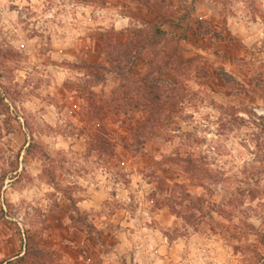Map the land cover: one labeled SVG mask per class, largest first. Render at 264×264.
Returning a JSON list of instances; mask_svg holds the SVG:
<instances>
[{
  "label": "rangeland",
  "instance_id": "obj_1",
  "mask_svg": "<svg viewBox=\"0 0 264 264\" xmlns=\"http://www.w3.org/2000/svg\"><path fill=\"white\" fill-rule=\"evenodd\" d=\"M261 111L264 0H0V264H264Z\"/></svg>",
  "mask_w": 264,
  "mask_h": 264
},
{
  "label": "crops",
  "instance_id": "obj_2",
  "mask_svg": "<svg viewBox=\"0 0 264 264\" xmlns=\"http://www.w3.org/2000/svg\"><path fill=\"white\" fill-rule=\"evenodd\" d=\"M120 24L119 28L117 26H115V29H124V22L123 19L116 21V25ZM97 61V60H96ZM99 86V85H98ZM92 88H96V86H93ZM105 88V87H103ZM96 90V89H95ZM104 91V89H103ZM105 94L107 92H104ZM107 94H112L111 89L109 90V92ZM171 173H173V177L174 179H170L167 178V181H176V179H179L177 177H179L178 173H176L175 171H169ZM143 181L144 185L141 184V182H137V181ZM137 181H131V183H133L135 186H137V190L136 192H138V194H142L144 191H146L145 189H147L146 187H150L152 185L153 181H146L145 179L140 178L139 175V180ZM146 186V187H145ZM170 193V189H167V194L169 195ZM84 202V201H82ZM79 203L78 208L79 209H85L84 206H82ZM146 205V204H145ZM140 211H143L147 214H149V218L153 219L156 223H158V226H163L165 227L166 225H171L173 224V222L175 221V219L177 218L173 213H171V211L169 210L168 207H158L156 209H151L150 207H146L142 206V202H139L138 205H135V213H134V217L127 219L126 217L123 218H119V223L121 226L123 227H127V226H132L134 228H137V226L135 225V220H138V216L140 214ZM95 223V222H94ZM155 231H158V229H154ZM140 238V241H135L137 238ZM151 237H142L141 233L133 230L130 232V236L129 238H125L127 239L126 241L129 242L131 245H133V243L135 244L134 246V261H137L138 256L140 254L141 251H143V247L144 244L146 245H150L151 242L154 241V239H150ZM130 239V240H129ZM129 240V241H128ZM132 241V242H130ZM143 241V242H142ZM165 243L167 244V247L170 250H173L175 247H179V248H183L185 246V242L186 239L183 237H176L175 239H172L170 242L167 241L166 238H164ZM146 242V243H145ZM140 243V244H139ZM141 244L143 247H141ZM72 247L75 251H77V254L75 256H72L68 259H70L69 261L67 260V258H63V261L65 262H71V264H105L107 259L110 257V253L108 252L107 254L105 253H101V250L99 248H102L101 244H99L98 240H96L95 238L91 237V236H83L82 238L77 239L75 242H72ZM148 245V246H149ZM164 245H160V247L158 248L157 246L155 248L152 249V251L150 252V255L154 258L157 259H163L161 258V256H158V253H161L163 251ZM166 258V257H165ZM168 258V257H167ZM166 258V260H167ZM65 259V260H64ZM170 259V258H169ZM232 260L234 259V256L231 258ZM4 264V263H3ZM140 264V262H139Z\"/></svg>",
  "mask_w": 264,
  "mask_h": 264
},
{
  "label": "trees",
  "instance_id": "obj_3",
  "mask_svg": "<svg viewBox=\"0 0 264 264\" xmlns=\"http://www.w3.org/2000/svg\"><path fill=\"white\" fill-rule=\"evenodd\" d=\"M168 35L174 36L172 33L162 29V23L161 22H157L155 24V26L153 27V34L151 36V39L155 40V39H157L159 37H165V36H168ZM141 49H142V47H135L132 50H129V49L127 50L126 49L125 51L128 52V57H130V59H132L134 57V55ZM121 56H122L121 58H123L125 56V54H122ZM121 58H118V57L115 58L117 60L118 66H120V62H121L120 59ZM89 67L92 68V69H96V70H98V69L100 70L101 69L102 71H107L105 66H103L102 64H92V65H89ZM95 77H96L98 82H101L104 79L105 76L100 77L97 74H95ZM113 94H114V92H112V95ZM92 96L95 97L94 94L90 93L89 97H92ZM152 97L154 99H157L159 96H157L156 94H152ZM117 100L118 99H115V101H117ZM72 202H73L74 209H77L76 206H75L76 204H74V201H72Z\"/></svg>",
  "mask_w": 264,
  "mask_h": 264
},
{
  "label": "built area",
  "instance_id": "obj_4",
  "mask_svg": "<svg viewBox=\"0 0 264 264\" xmlns=\"http://www.w3.org/2000/svg\"><path fill=\"white\" fill-rule=\"evenodd\" d=\"M11 109H12V107H10ZM258 114H261V115H264V111H261V112H257ZM18 118H20L21 119V117L20 116H18Z\"/></svg>",
  "mask_w": 264,
  "mask_h": 264
}]
</instances>
